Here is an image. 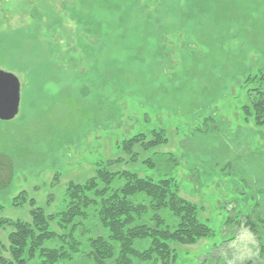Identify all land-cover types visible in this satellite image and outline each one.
Masks as SVG:
<instances>
[{
	"label": "rangeland",
	"instance_id": "1",
	"mask_svg": "<svg viewBox=\"0 0 264 264\" xmlns=\"http://www.w3.org/2000/svg\"><path fill=\"white\" fill-rule=\"evenodd\" d=\"M0 71L20 83L0 121V218L30 220L11 205L22 192L63 211L103 164L171 180L197 207L213 236L171 244L175 264H264V227L242 226L264 213V0H0Z\"/></svg>",
	"mask_w": 264,
	"mask_h": 264
},
{
	"label": "trees",
	"instance_id": "2",
	"mask_svg": "<svg viewBox=\"0 0 264 264\" xmlns=\"http://www.w3.org/2000/svg\"><path fill=\"white\" fill-rule=\"evenodd\" d=\"M252 107L258 123H263L264 101L258 99ZM161 135L154 133L146 148L164 143ZM144 139V135L130 138L123 149L130 150ZM5 168L0 161V171ZM108 168L99 164L92 177L69 184L67 205L55 215H46L25 192L13 199V207L29 205L30 220L0 218V227L10 229L7 245L0 242V264H175L171 244L188 246L213 236L197 207L180 196L171 180L154 182L128 170ZM243 218L244 229L264 227L260 209ZM241 261L248 264L251 259Z\"/></svg>",
	"mask_w": 264,
	"mask_h": 264
},
{
	"label": "water",
	"instance_id": "3",
	"mask_svg": "<svg viewBox=\"0 0 264 264\" xmlns=\"http://www.w3.org/2000/svg\"><path fill=\"white\" fill-rule=\"evenodd\" d=\"M20 83L13 74L0 71V121L13 120L19 110Z\"/></svg>",
	"mask_w": 264,
	"mask_h": 264
}]
</instances>
